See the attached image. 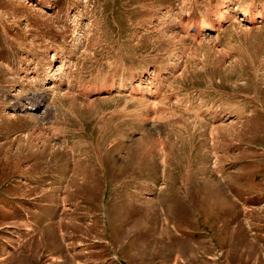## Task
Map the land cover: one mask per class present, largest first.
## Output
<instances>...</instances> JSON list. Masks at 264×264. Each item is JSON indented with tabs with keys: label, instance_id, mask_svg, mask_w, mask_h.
I'll list each match as a JSON object with an SVG mask.
<instances>
[{
	"label": "rangeland",
	"instance_id": "374dc122",
	"mask_svg": "<svg viewBox=\"0 0 264 264\" xmlns=\"http://www.w3.org/2000/svg\"><path fill=\"white\" fill-rule=\"evenodd\" d=\"M0 264H264V0H0Z\"/></svg>",
	"mask_w": 264,
	"mask_h": 264
},
{
	"label": "bare ground",
	"instance_id": "6f19581e",
	"mask_svg": "<svg viewBox=\"0 0 264 264\" xmlns=\"http://www.w3.org/2000/svg\"><path fill=\"white\" fill-rule=\"evenodd\" d=\"M244 14H245V13H244ZM245 16H247V15H245ZM38 99H42V101L40 102V106H42V105H43V102H44V100H45V98L38 97ZM38 99H34V100H32V101H29V99H27L28 101L25 103V107H24L22 110H31L32 107H36V108H38L39 105L36 104V100H37V101H40V100H38Z\"/></svg>",
	"mask_w": 264,
	"mask_h": 264
}]
</instances>
